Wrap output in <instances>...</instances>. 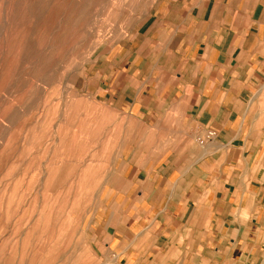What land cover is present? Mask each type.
I'll return each mask as SVG.
<instances>
[{"label": "crops", "instance_id": "crops-1", "mask_svg": "<svg viewBox=\"0 0 264 264\" xmlns=\"http://www.w3.org/2000/svg\"><path fill=\"white\" fill-rule=\"evenodd\" d=\"M146 21L97 92L139 146L106 184L105 246L116 264H262L264 0H159Z\"/></svg>", "mask_w": 264, "mask_h": 264}, {"label": "rangeland", "instance_id": "rangeland-1", "mask_svg": "<svg viewBox=\"0 0 264 264\" xmlns=\"http://www.w3.org/2000/svg\"><path fill=\"white\" fill-rule=\"evenodd\" d=\"M158 1L0 0V264L117 263L100 221L138 131L97 92Z\"/></svg>", "mask_w": 264, "mask_h": 264}, {"label": "built area", "instance_id": "built-area-1", "mask_svg": "<svg viewBox=\"0 0 264 264\" xmlns=\"http://www.w3.org/2000/svg\"><path fill=\"white\" fill-rule=\"evenodd\" d=\"M216 135L214 130L206 129L201 135L195 138V142L200 146H204L212 142L216 138Z\"/></svg>", "mask_w": 264, "mask_h": 264}]
</instances>
